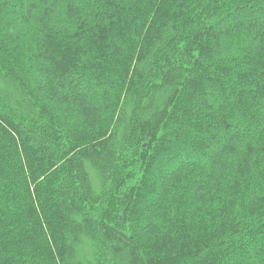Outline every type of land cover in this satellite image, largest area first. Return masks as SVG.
<instances>
[{
	"label": "trees",
	"instance_id": "trees-1",
	"mask_svg": "<svg viewBox=\"0 0 264 264\" xmlns=\"http://www.w3.org/2000/svg\"><path fill=\"white\" fill-rule=\"evenodd\" d=\"M0 264H264V0H0Z\"/></svg>",
	"mask_w": 264,
	"mask_h": 264
}]
</instances>
